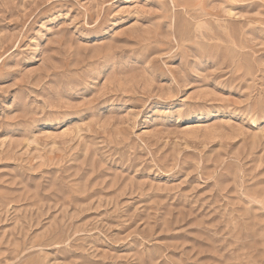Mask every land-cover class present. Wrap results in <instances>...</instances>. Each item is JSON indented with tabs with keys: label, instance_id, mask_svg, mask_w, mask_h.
<instances>
[{
	"label": "rangeland",
	"instance_id": "rangeland-1",
	"mask_svg": "<svg viewBox=\"0 0 264 264\" xmlns=\"http://www.w3.org/2000/svg\"><path fill=\"white\" fill-rule=\"evenodd\" d=\"M0 264H264V0H0Z\"/></svg>",
	"mask_w": 264,
	"mask_h": 264
}]
</instances>
